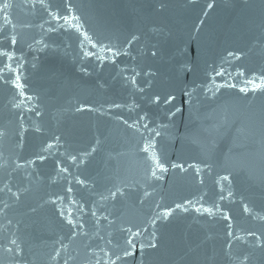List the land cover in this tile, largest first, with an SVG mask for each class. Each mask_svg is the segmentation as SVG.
<instances>
[{"label":"water","instance_id":"obj_1","mask_svg":"<svg viewBox=\"0 0 264 264\" xmlns=\"http://www.w3.org/2000/svg\"><path fill=\"white\" fill-rule=\"evenodd\" d=\"M0 264H264V0H0Z\"/></svg>","mask_w":264,"mask_h":264}]
</instances>
